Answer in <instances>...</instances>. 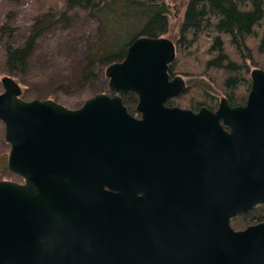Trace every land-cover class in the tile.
<instances>
[{
	"label": "water",
	"instance_id": "95a60500",
	"mask_svg": "<svg viewBox=\"0 0 264 264\" xmlns=\"http://www.w3.org/2000/svg\"><path fill=\"white\" fill-rule=\"evenodd\" d=\"M174 43L139 37L104 71L107 93L77 109L21 98L0 80L9 145L0 180V264H264V221H230L264 204V71L243 105L168 106ZM137 96L138 117L121 94Z\"/></svg>",
	"mask_w": 264,
	"mask_h": 264
},
{
	"label": "trees",
	"instance_id": "16d2710c",
	"mask_svg": "<svg viewBox=\"0 0 264 264\" xmlns=\"http://www.w3.org/2000/svg\"><path fill=\"white\" fill-rule=\"evenodd\" d=\"M61 3L65 10L61 13L62 19L68 20L70 12L84 11L95 22L93 30L78 34V43L76 46L74 43L69 57L58 53L54 62L67 65L65 67L83 85L104 77L105 68L121 61L135 39L162 37L168 32L169 8L165 0H62ZM52 18L49 11H44L41 17H32L19 45L6 42L1 47L5 71L18 85L46 79L48 71L29 73V64ZM5 30L1 23L0 32ZM202 46L205 49L200 53ZM175 48V59L168 68L170 77L206 79L212 89L188 85L183 94L168 101V106L194 111L205 106L213 110L218 103L217 92L223 93L232 106L243 105L251 85V70L264 71V0H188ZM188 58L193 59L192 66ZM23 93L25 88H22ZM51 94L63 96L66 102L76 101V109L85 101L78 97L70 99L64 93ZM108 94L112 92L108 90ZM121 97L127 111L138 116L137 96L130 92ZM2 142L3 125L0 123ZM263 221L264 204H261L231 219L230 225L234 230H242Z\"/></svg>",
	"mask_w": 264,
	"mask_h": 264
},
{
	"label": "rangeland",
	"instance_id": "374dc122",
	"mask_svg": "<svg viewBox=\"0 0 264 264\" xmlns=\"http://www.w3.org/2000/svg\"><path fill=\"white\" fill-rule=\"evenodd\" d=\"M187 1L188 0H165L169 8V25L168 32L162 37L170 39L175 46ZM61 2L62 0H0V24L2 23V25L6 27L5 31L0 32V49L6 42L19 45L25 38L28 28L31 25V18L34 16L41 17L44 11L51 12L53 18L49 26L44 29L41 41L37 46L36 52L31 57L29 64V73H44L47 71L49 73L45 80H30V82H26V86H22V84L19 83L21 87V98L26 101L32 99H50L68 109L74 110L76 109V101L73 103L66 102L63 96L57 95L55 97L51 93H64L66 97L70 99L78 97L84 101L98 93L108 94V80L104 74V77L100 78L96 83H87L83 85V83L77 80L71 73V70L65 67L67 65H61L59 62L56 64L54 63L57 61L56 56L58 53L67 54L64 55L65 57L71 55V48L74 46V43L75 46L77 45L78 41H76V37H78L81 31L93 30L95 27L94 19L84 11L70 12V18L68 20L66 18L62 19L61 13L65 10L63 11ZM200 49L199 52L203 53L205 48L202 46ZM186 60L190 62L191 66L193 65L194 62L192 58ZM3 76H9L13 79V77L5 71L0 53V80ZM182 77L186 82V87L188 85H198L204 86L206 89H212L208 85L206 79L194 76ZM22 88H25V93L23 94ZM62 89L66 90L62 92ZM2 91L3 88L0 82V93ZM210 92H213V90H210ZM215 96H217L218 103L222 97H225V95L220 92L215 93ZM8 152L9 145L3 138V142L0 143V180L20 183L22 179L10 172L6 167Z\"/></svg>",
	"mask_w": 264,
	"mask_h": 264
},
{
	"label": "flooded vegetation",
	"instance_id": "af4514ba",
	"mask_svg": "<svg viewBox=\"0 0 264 264\" xmlns=\"http://www.w3.org/2000/svg\"><path fill=\"white\" fill-rule=\"evenodd\" d=\"M228 101H229V100H228ZM218 104H219V103H218ZM218 104H217V105H218ZM204 107H205V106H204ZM206 108H207V107H206ZM216 108H217V106H216ZM216 108H215V109H216ZM208 109H209V108H208ZM215 109H213V110H215ZM188 110H191V109H188ZM198 110H199V109H198ZM198 110H197V111H198ZM211 110H212V109H211ZM192 111H194V110H192ZM197 111H194V112H197Z\"/></svg>",
	"mask_w": 264,
	"mask_h": 264
}]
</instances>
